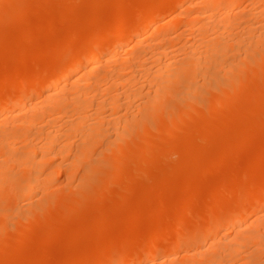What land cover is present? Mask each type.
<instances>
[{"label": "rangeland", "instance_id": "1", "mask_svg": "<svg viewBox=\"0 0 264 264\" xmlns=\"http://www.w3.org/2000/svg\"><path fill=\"white\" fill-rule=\"evenodd\" d=\"M202 1L176 0V3L166 6L167 0H0V98L31 86L37 79L56 70L72 54L81 53L92 40L108 32L106 30L132 22L143 11L140 12L142 5V9L152 6L155 10L160 8V16L144 30L130 35L126 39L124 50L118 53L120 57L117 55L119 61L108 65L103 63L102 70L99 69L100 75L110 71L115 74L116 69L123 65L122 61L127 64L123 59L126 55L129 56L132 45L142 46L147 39L151 42L163 27L162 33L170 32L168 34L172 39L175 36L171 40L173 42L163 48H169V52L172 50L169 54L175 56L174 66L180 67L177 69V66L172 65V68L179 70L177 75L180 78L170 76V79L163 81L164 88L159 90V94L153 93L155 89L151 90L153 86L147 85L145 77V80L141 77L146 83L144 87L140 76L136 75L141 81L138 80L137 85L133 82V79L137 82V78L133 76L131 79L135 84L132 83L129 87L132 85V88H139L142 85L141 90L145 92L133 102L131 108L134 107L135 113L130 111L131 105L122 109L120 107L121 113L120 110L115 111L110 109L113 107L106 106L107 109L101 114L107 120L101 121V114V119L95 118L94 122L101 121L97 126L98 130H95L97 127L94 130L90 128L93 126V114L89 113L88 108V114L91 115L87 116L90 120L86 119L87 116L83 119L90 124L87 123L89 126H86L83 123L85 128L89 127L87 130L83 127L84 131L66 129L70 126L55 119L57 114H49L48 118L45 115L43 119L39 112L34 114L38 118L35 124L37 127L28 128L21 124L26 112L19 115L14 123H2V128L10 133L13 129V132L21 133L32 130L29 132L32 135L37 130L42 135L44 130L39 129L41 124H47L48 131L50 124H53L50 125L52 128L54 126L52 130H57L59 126L55 125L60 122L63 131L60 127L59 131L67 132V136L71 137L62 139L63 143H57L63 146L68 141L70 145L67 144L66 149L70 151L65 152L63 157L47 159L43 163L44 169L42 166L40 171L41 184L33 187L25 196L20 193L19 188L23 186L31 170L15 169L6 172L14 175L12 178L9 175V182L0 185V264H109L123 253L126 255L123 259L125 261L117 264H189L195 263L194 261L199 263L200 260V264H264V248H261L264 247V217L261 216L264 211L255 203L256 199L264 198V34H258L262 40L255 35V32H261L260 29L264 30V13L256 12V15H262L259 16L262 19L256 18L257 16L253 19L255 7L252 5L258 0H240L237 1L238 4L222 9L223 13L229 14H224L225 17L231 18L227 17L226 22L223 17V22L217 26L220 28H217L219 32L217 29L208 34L205 33L207 30L203 32L200 29L199 32L197 27L202 26L206 20L201 18L202 23L196 18H188L175 20L166 27L165 23L174 15H195L200 10ZM259 1L261 4L256 3L258 9L264 10V1ZM248 10L253 13L252 16ZM229 19L232 20L229 22ZM206 22L208 23V19ZM252 26L261 28L255 31ZM248 27L255 31L252 33L255 40L251 35L247 39L248 33L252 32ZM241 30L250 32L245 35ZM220 31L233 36L239 31L238 34L245 35L246 42H255L247 45L243 42L244 45L242 43L233 46L234 48L226 46L223 41L224 45H219V40L216 39L219 37L216 35L220 36ZM202 32L210 39H203ZM197 39L198 46L201 45L199 48L202 47L201 54H210L203 50L209 41L210 45L206 46L208 49H218L214 52L216 63L212 65L202 62L200 68L203 70H199L190 80L189 76L188 79L186 77V71H183L185 61L182 60L186 56L189 59L190 51L198 49V46L195 47ZM191 44L195 46L190 47ZM186 49L190 50L187 54L184 51ZM233 49L236 55L238 53L234 58ZM155 51L159 52L157 49ZM196 52L198 55L199 52ZM146 53L142 59L150 58V64L159 65L170 61L167 58L163 60L165 52L158 54L163 58L159 56L158 60L155 59L159 63L152 61L151 51ZM166 53L165 56L168 55ZM251 61L253 64L249 63ZM187 65L188 63L185 67ZM174 68L173 73L177 71ZM40 90L36 86L29 91V95L34 98ZM152 95H157L156 99ZM104 97L106 95L103 94L102 99L97 97V100H103ZM142 97L151 99L153 105H150L148 99V102L144 98L142 101ZM90 110L95 112L94 107ZM70 111L64 116V120L78 118L79 112ZM113 112L116 116L124 113L122 116L129 117L126 121H120V125L113 122L119 127L126 124V127L122 125L120 129L116 126L119 132L114 131L115 133L111 130L114 126L111 125L112 119L116 117ZM3 114L5 115L2 112L1 115L4 116ZM27 116L29 118L30 115ZM130 117L133 119L129 120ZM50 118L58 122L48 125L47 120ZM42 120L45 123H41ZM16 126H21L19 129L22 131ZM68 131L72 132L69 134ZM80 132L83 134L80 135ZM85 132L88 135L85 134L87 137L84 138L82 135ZM40 141L39 139L38 142ZM26 143L22 138L16 141L17 149L20 148L18 152L22 149L25 151ZM51 170H54L53 176L49 173ZM47 173L51 177L45 180ZM43 180L45 181L42 183ZM239 208L243 209L242 213L244 211L239 216L244 221L240 229L234 227V223L224 221ZM258 217L261 218L260 222ZM7 223L8 226L5 227L3 224ZM243 227L245 228L242 229ZM218 246L226 253L227 248H234L224 256L225 259L220 257L222 249ZM197 251L204 256L198 255L199 253L196 256L194 253ZM106 260L109 262H105Z\"/></svg>", "mask_w": 264, "mask_h": 264}, {"label": "bare ground", "instance_id": "2", "mask_svg": "<svg viewBox=\"0 0 264 264\" xmlns=\"http://www.w3.org/2000/svg\"><path fill=\"white\" fill-rule=\"evenodd\" d=\"M72 1V0H71ZM176 0H167V2H166V6H168L169 4H172V2H175ZM237 1L239 2L240 0H203L202 2H200V10L198 11L197 10V12H196V14L195 15H193L192 17L190 16H188L187 14L185 15H183V14H179V15H174L172 18H170V20L168 19V21L165 23V25H166V27L167 26H170L171 25V23L173 22V21H175V20H182V19H185V20H188V18L189 19H198V21L200 20V18L201 19H206V20H204V22H203V25L201 26V25H199L197 28H198V31L201 29V30H203V32L205 31V30H207V31H205V33H207L208 34V32H211V31H213V30H216L217 28L218 29H220L219 27H217V26H219L218 24H220V22H223V17L225 18L224 19V21L226 20V22H228L227 21V17H230V16H227V17H225L226 15H224V14H227V15H229L228 13H223L222 11V9H225V8H228L230 5H235V3H237ZM249 1H252V0H249ZM254 1V0H253ZM261 1H264V0H261ZM178 2V1H177ZM256 3H257V5L259 4L258 2H260L259 0H258V2L257 1H255ZM176 3V2H175ZM194 3V2H193ZM254 3V2H253ZM256 3H255V5H252L253 7H255V8H253V13L252 12H250L249 10H251L252 8H250L249 10H248V13H250V15L252 16V14H253V19H254V16H257L256 18H259V16L262 14V11H263V13H264V10H259L258 8V6L256 5ZM12 4V3H11ZM164 4V3H163ZM238 4V3H237ZM260 4H261V2H260ZM162 5V4H161ZM202 6V7H201ZM257 6V7H256ZM117 7V6H116ZM135 7V6H134ZM165 7V6H164ZM199 7V6H198ZM52 8V7H51ZM142 8H143V5H142ZM141 8V10H140V12L141 13H139L140 15H138V16H136V18L135 19H133L132 20V22H130V23H128V24H122L121 26L120 25H117L116 26V28H114V29H112V30H106V31H108V32H106V33H103V34H101V36H98V38L96 37L95 39H94V41L92 42H90L91 44L89 45V46H86V49L84 50V51H82L81 50V53H76V54H72V56L70 57V58H68L66 61H64L62 64H61V66L59 67V68H57L56 70H54V71H51V72H49V73H47V75L45 74V76H42L40 79H37L31 86H28V87H24V88H22V89H20L18 92H14L13 94H11V95H9L8 94V96H6V97H1L0 98V115H1V113L3 112V113H5V115L4 116H0L1 118H0V143H2L1 145H0V150H1V153H0V155H2L1 157H2V159L0 160L1 162H0V185H3V183L5 182V183H7V182H9V179H10V177H9V175L11 176V178H12V176L14 175L13 173H9V174H7L6 172L7 171H15V169H24V170H26V169H28V170H31V174L29 175L28 174V178L27 179H25V182L23 183V186L21 187V188H19L20 189V193L21 194H23V196H25L29 191H31V189H33V187H35V186H38L39 184H41L40 183V171H41V168H42V166H43V168L42 169H44V165H43V163L48 159V160H51V159H53V158H56V157H63V155L65 156L66 155V153H67V151H70V150H67L66 148H67V144H68V146L70 145L69 144V142L67 143H65L66 145H63L62 146V144H57L58 142H62L63 140L62 139H68V138H70L69 136H67L68 135V133L66 132H62L63 131V129H62V127H61V123H68V125L70 126V128H66V129H73V130H82V131H84V130H87V128H89V127H87V128H85L84 127V124L83 123H86V126H89L88 124H90V123H88V121L90 120V119H88L89 117H90V115L91 114H93V122L94 121H96V119H101V116H100V114L102 113V111L104 110H106L107 109V107H113V108H110V109H112V110H115V111H119L120 110V113H121V109H122V107H128L129 105H131L130 107H129V109L132 107V105H133V102H135V100L136 99H138V98H140L141 97V95L143 96V94H145V92L143 93V91L141 90L142 88H143V86L142 85H144V87H145V82L143 81V79L145 80V78H146V80L145 81H148L147 82V85H149L150 87H152L153 86V88L151 89V90H153L154 91V89H155V92H153V93H158L159 92V90L163 87V81H165L166 79H170V76H172V77H174V79H176V76L178 77V78H180L177 74H179V70H177L178 68L180 69V67H178L177 65V67L176 66H174L175 64H176V61H174V60H176V59H174L173 57H175V56H171V54H169V53H171L172 52V50H171V52H169V51H167L169 48H167L166 50H164L165 48H163V47H167L166 45L167 44H171L173 41H171V40H173L174 38H175V36H173L174 38L172 39V36L170 35V34H168V33H170V32H165V33H162L163 32V28H165V27H163L162 29H161V31H160V33L159 32H157V34H155L154 36H156L155 38H153V39H151V42H149L148 40L149 39H147V41L145 42V41H143V43L144 44H146V45H144V44H142V46H137V45H132L133 47H132V49H131V52L128 54L129 56H127L126 54H123V55H126V58H124L123 60H125V62L127 63V64H125L124 63V61H122V66L121 67H124V68H121L120 66L116 69V72H115V74H113L110 70H108V71H110L112 74H109L110 72H108V71H105V72H108V73H104V75L102 76V75H100L101 73H99L100 71H99V69L100 70H102V64L103 63H105V64H103V65H108V64H110V62L112 63V62H118L119 61V59H117V57L119 56L118 55V53H120V51H122V50H124V48H125V45H126V39L130 36V35H132V34H136L139 30H141V29H143L144 30V28L147 26V25H149L152 21H155L154 19H156L157 17H159L160 16V14H159V11L158 10H155L154 8H153V6H152V8H144V9H142ZM156 8V7H155ZM256 8H257V10H256ZM262 8V7H261ZM247 9H248V7H247ZM254 9L256 10L255 12H254ZM164 10V9H163ZM227 10V9H226ZM239 10V9H238ZM252 11V10H251ZM90 12V11H89ZM161 12V11H160ZM182 12V11H181ZM227 12H229V11H227ZM231 12V11H230ZM241 12V11H240ZM247 12V11H246ZM256 12H261V14H257L256 15ZM222 13H223V16H222ZM237 13V12H236ZM243 13V12H242ZM252 13V14H251ZM92 14V13H91ZM172 14V13H171ZM237 14H240V15H242L241 13H237ZM121 15V14H120ZM244 15V14H243ZM249 15V16H250ZM235 16V15H234ZM246 16H247V14H246ZM262 16V15H261ZM241 17V16H240ZM231 18V17H230ZM243 18V17H242ZM195 19V20H196ZM207 19H208V23L206 22L207 21ZM238 19H240V18H238ZM259 19H262V17L261 18H259ZM232 19H229V22L231 21ZM256 21V20H255ZM262 21V20H261ZM200 22H201V20H200ZM205 22L207 23V24H205ZM251 22H253V20L251 21ZM250 22V23H251ZM262 22H264V21H262ZM185 23V22H184ZM197 23H199V22H197ZM202 23V22H201ZM232 24H234L233 22H231ZM236 23H238V22H236ZM255 23V22H254ZM257 23V22H256ZM261 23V22H260ZM155 24V23H154ZM186 24H188V21H186ZM225 24V23H224ZM242 24H244V23H242ZM189 25V24H188ZM237 25V24H236ZM235 25V26H236ZM238 25H239V23H238ZM253 25V24H252ZM260 25V24H259ZM262 25V24H261ZM190 26V25H189ZM221 26V25H220ZM245 26V25H244ZM114 27V26H113ZM201 27V28H200ZM234 27V26H233ZM247 27V26H246ZM253 27V29L255 30L256 29V27H254V26H252ZM252 27H248V29L250 30ZM264 27V24H263V26H262V29H264L263 28ZM185 28V27H184ZM259 28H261V26L259 27ZM259 28H257L258 30H259ZM181 29V28H180ZM217 29V31L219 32V30ZM256 29V30H257ZM88 30V29H87ZM147 30V29H146ZM174 30V29H173ZM245 30V29H244ZM244 30H241V32L242 33H244L245 35L248 33V32H250V31H252V32H250V33H248V35H247V39H250V37L252 36L253 37V32H255V31H253V30H250V31H247V33L244 31ZM172 31V30H171ZM230 31V30H229ZM244 31V32H243ZM260 31L262 32H258L257 31V33L255 32V35L257 34V36L256 37H258V38H260V36L258 35L259 33H260V35H262V34H264L263 32H264V30L262 31L261 29H260ZM105 32V31H104ZM199 32H201V31H199ZM202 32V33H203ZM218 32H213L214 34H216V33H218ZM222 31H220V33H219V35L220 36H217L216 35V37H219V39L218 38H216L217 39V41H218V43H220L219 45H222L221 43H225V45L227 46V45H229V46H239L240 44H242L243 42L245 43L246 41H247V39H245V35L243 34H238V32L239 31H237L236 32V34H235V32H234V36H233V34H230V35H232V36H230L229 35V33H228V35L230 36H228V35H226L225 34V31H224V34H222L221 33ZM162 33V34H161ZM198 33V32H197ZM205 33H203L204 34V36H203V39H206V38H204V37H207V36H205V35H207V34H205ZM213 34V35H214ZM223 36H222V35ZM170 35V36H169ZM199 35H202V34H199ZM210 35H212V34H210ZM224 35H226V37L224 36ZM236 35H239V36H236ZM251 35V36H250ZM153 36V35H152ZM153 36V37H154ZM196 36H198V34H196ZM195 36V37H196ZM249 36V37H248ZM209 37V36H208ZM207 37V38H208ZM256 37L254 38L253 37V39L255 40L256 39ZM262 37V36H261ZM202 38V37H201ZM264 38V37H263ZM195 39V38H194ZM199 39V38H198ZM198 39L196 40V42H195V40L193 41V43L195 42L196 44L198 43ZM202 39V40H203ZM208 39H210V38H208ZM254 40H252L253 41V43H248V42H246V45H247V43L248 44H254ZM260 40H262L261 38H260ZM191 41V43H192V40H190ZM206 41V40H205ZM221 41H223V42H221ZM249 41H251V40H249ZM256 41H258V40H256ZM201 42V41H200ZM206 42H208V41H206ZM194 43V44H195ZM204 43V42H203ZM224 43H223V45H224ZM244 43H243V45H244ZM128 44V43H127ZM193 44V45H194ZM195 44V45H196ZM202 44V43H201ZM208 44L210 45V41L207 43V45L205 44H203L204 45V47H203V50H207L208 51V53L210 52V54H207V52H205V53H202L203 55H205V56H203L202 54H201V52L202 51H200V50H202V47L201 48H199L201 45H199L198 46V44L195 46V47H197L198 49H193L194 51H190L191 53H190V57H189V59H187L188 57L186 56V58L184 59V60H182V61H185L184 63V68H185V70H183L184 68H182V66H181V68H182V70L183 71H186L185 72V74H186V77L187 76H189V79L191 78V77H193L196 73H198V71L199 70H203L202 68H200L203 64H202V62L203 63H205L204 61H206V63L208 62V63H210V64H214V63H216L215 61H216V56H215V54H214V52H216L218 49L217 48H213V49H208L206 46H208ZM129 45V44H128ZM190 45V44H189ZM188 45V46H189ZM192 44H191V46L190 47H192L193 46ZM212 45V44H211ZM214 45V44H213ZM264 44H262V46H263ZM187 45H186V47H188ZM216 46V45H215ZM225 46V47H226ZM228 46V47H229ZM250 46V45H249ZM253 46V45H252ZM128 47V46H127ZM169 47V46H168ZM195 47H193V48H195ZM211 47V46H210ZM163 48V49H162ZM221 48H222V46H221ZM234 48V47H233ZM253 48V47H252ZM130 49V48H129ZM128 49V50H129ZM154 49V50H153ZM159 50V52H157V51H155V50ZM182 49V48H181ZM191 49V48H190ZM225 49V48H224ZM128 50H127V52H128ZM177 50V49H176ZM187 50V49H186ZM186 50H184L185 52H186V54H187V52H189L188 50L186 51ZM196 50L199 52V54L198 55H196ZM220 50V49H219ZM235 50H236V48H235ZM235 50L233 49V53H235ZM147 51H151V58H153L152 59V61L154 62V60L157 58V60L159 59L158 57L159 56H161V55H158L159 53L161 54V52H168V53H166V55L167 56H169V57H167V56H165V53H163V56H164V58H163V56H161V58H163V60L165 59V58H167V59H169L170 61H172L171 59L173 58V61L175 62H173L172 61V63H170V61H161V62H163V63H160L159 65H157V64H154V63H152V64H150V62L149 61H151V60H149L148 61V59H150V58H147V60H144V59H142V57L143 56H145V55H147ZM261 51V50H260ZM126 52V53H127ZM180 52V51H179ZM184 52V53H185ZM204 52V51H203ZM221 52V51H220ZM222 52H223V49H222ZM221 52V53H222ZM229 52V51H228ZM230 52H232L231 51V49H230ZM5 53V52H4ZM122 54V53H121ZM120 54V55H121ZM173 54V53H172ZM181 54V53H180ZM185 54V55H186ZM189 54V53H188ZM211 54H212V56H211ZM220 54V53H219ZM226 55L228 54V53H225ZM232 54V53H231ZM241 54V53H240ZM245 54V53H244ZM118 55V56H117ZM176 55V54H175ZM200 55H202L203 56V61H202V56H200ZM217 55V54H216ZM226 55H225V57H226ZM237 55H238V53H237ZM236 55V53L234 54V55H232L233 56V58H234V56L236 57L237 56ZM243 55V54H242ZM259 55V54H258ZM257 55V58L259 57ZM20 56V55H19ZM189 56V55H188ZM249 56V55H248ZM7 57V56H6ZM120 57V56H119ZM122 57V56H121ZM125 57V56H124ZM147 57H149V56H147ZM170 57H172L171 59H170ZM240 57V56H239ZM178 58V57H177ZM166 59V60H167ZM241 59V58H240ZM157 60H155V62L157 61ZM187 60V61H186ZM229 60H230V58H229ZM232 60V59H231ZM21 61V60H20ZM244 61H246V60H244ZM148 62V63H147ZM238 62V61H237ZM247 62V61H246ZM115 63H113V65H115L116 66V64ZM156 63H159L158 61L156 62ZM174 63V64H173ZM181 63V62H180ZM188 63V65L185 67V65ZM205 63V64H206ZM235 63V62H234ZM240 63V62H239ZM248 63V62H247ZM249 63H252V61L251 62H249ZM178 64H179V62H178ZM202 64V65H201ZM210 64H209V66H210ZM217 64L219 65V63L217 62ZM226 64H228V63H226ZM253 64V63H252ZM125 65V66H124ZM127 65V66H126ZM152 65H154V67L152 66ZM172 65L174 66V67H176V68H174V69H176L177 71H175L174 73H173V68H172ZM180 65H183V64H180ZM215 65V64H214ZM157 66V67H156ZM223 66V65H222ZM239 66H241V65H239ZM17 67V66H16ZM107 67H109V66H107ZM189 67V68H188ZM213 67V66H212ZM224 67V66H223ZM222 67V68H223ZM231 67V66H230ZM238 67V66H237ZM116 68V67H115ZM115 68H113L114 69V71H115ZM213 68H215V67H213ZM243 68H245V67H243ZM113 69H112V71H113ZM127 69V70H126ZM233 69V67H231V70ZM106 70V69H105ZM181 70V71H182ZM191 70V71H190ZM205 70V69H204ZM211 70V69H210ZM233 71H234V69H233ZM80 72V73H79ZM178 72V73H177ZM189 72H191V73H189ZM205 72V71H204ZM207 72V71H206ZM173 73V74H172ZM175 73H176V75H175ZM210 73V72H209ZM96 74H98V75H96ZM188 74V75H187ZM243 74V73H242ZM136 75H139L140 76V80L141 81H143V82H141L138 78H137V76ZM203 75H205L204 73H203ZM213 75V74H212ZM227 75V74H226ZM133 76H136V78H137V82H136V80L135 79H133V82L135 81V83H136V85H137V83H138V80L142 83V85L141 86H138L139 88H134V87H136V86H133V88H132V85H131V88L129 87L130 86V84H132L133 82H132V79L131 78H133ZM20 77V76H19ZM142 77V78H141ZM145 77V78H144ZM255 77V76H254ZM135 78V77H134ZM208 78V77H207ZM187 79H188V77H187ZM198 79H199V77H198ZM191 80V79H190ZM219 80V79H218ZM103 81H105V83H103ZM139 82V83H140ZM182 82V81H181ZM204 82V81H203ZM208 82V81H207ZM212 82V81H211ZM237 82V81H236ZM135 83H133V84H135ZM149 83V84H148ZM167 83V82H166ZM205 83V82H204ZM168 84V83H167ZM215 84V83H214ZM213 84V85H214ZM188 85V84H187ZM245 86H246V84H244ZM36 86H38V88H40L41 90L37 93V95H36V97L34 96V98H33V96H31V95H29V91L30 90H33V88H35ZM225 86V85H224ZM148 87V86H147ZM155 87V88H154ZM223 87V86H222ZM164 88V87H163ZM188 88V87H187ZM216 88V87H215ZM226 88V87H225ZM148 89V88H147ZM218 89V88H217ZM144 90V89H143ZM181 90V89H180ZM183 90V89H182ZM188 90H189V88H188ZM142 91V92H141ZM162 91H164V90H162ZM190 91V90H189ZM150 92V91H149ZM181 92L182 91H180V95H181ZM191 92H192V90H191ZM190 92V93H191ZM141 93H143V94H141ZM100 94H101V96H100ZM106 95V97H104L103 98V100H100L99 98H98V100H97V97H102V95ZM141 94V95H140ZM148 94H150V93H148ZM152 94V93H151ZM150 94V95H151ZM159 94V93H158ZM162 95V94H161ZM182 95H184V94H182ZM206 95V94H205ZM31 96V97H30ZM139 96V97H138ZM147 96V95H146ZM153 96V95H152ZM163 96V95H162ZM156 97H157V95L155 96H153V98L154 99H156ZM186 97V96H185ZM136 98V99H135ZM143 98L144 97H142V101H143ZM102 99V98H101ZM146 99H148L149 100V98H146ZM145 98H144V100H146ZM140 100V99H139ZM138 101V100H137ZM141 101V103H143ZM155 101H157V100H155ZM132 102V104H130ZM146 102H148L147 100H146ZM146 102H144V103H146ZM208 102V101H207ZM137 103V102H136ZM140 103V104H141ZM143 103V104H144ZM149 103H150V105H153L152 103H153V101L150 99L149 100ZM128 105V106H127ZM135 105V104H134ZM157 105V104H156ZM202 105V104H201ZM107 106V107H106ZM143 106V105H142ZM145 106H146V104H145ZM144 106V107H145ZM4 107H6V108H4ZM91 107H92V109H93V107H94V111L95 112H93V110H90L91 109ZM121 107V109H119ZM136 107V106H135ZM138 107H140L139 105H138ZM137 107V108H138ZM150 107V106H149ZM198 107H199V105H198ZM89 109V113H91L90 115L88 114V109ZM143 108V107H142ZM133 109H134V107H133ZM132 108L130 109V111H132L133 110ZM141 109V108H140ZM70 110H72V111H76L77 113L79 112L80 113V115H79V113H78V118H75L74 120H73V118L71 119L72 121H68V120H70V119H68V120H64L63 118H64V116H66V114L68 113L69 114V112H71ZM111 110V111H112ZM149 110H150V108H149ZM104 111H103V113H104ZM23 112H26L27 113V115L29 114L30 116H29V118H26V117H28L27 115H26V113H25V115H24V120H22L21 122V124L23 125V126H27L28 128L29 127H32V126H35V124H37L36 122H37V119L38 118H36V116L34 115V114H37L38 112L41 114V117L43 118V116H47V118L49 117V114H57V116H56V118L55 119H57V120H62L61 121V123L60 122H58V121H54V120H52L51 118H50V120H47L48 121V125L52 122V123H56V122H58V123H56V127L57 126H59L60 128H61V130L62 131H59L60 130V128L59 127H57V130H52V129H54V126H53V128H52V126H50V125H53V124H50L49 125V127H50V129L47 131V129H48V126H44V125H40V127H39V129H42V131L44 130V131H46V132H41L42 133V135L39 133V131H37L39 134H40V137L37 135V133H36V131L35 132H33V134H34V136H33V134L31 135L30 133H31V131H25V132H23L21 129H19V127H21V126H19V127H17L20 131H22V133L21 132H18V131H16V132H13V130H11L12 132L10 133L9 132V130H6V129H4V128H2V123L3 124H5V123H10L11 121L14 123L17 119V117L19 116V115H22V114H24ZM93 112V113H92ZM129 112V111H128ZM133 112H134V110H133ZM73 113V112H72ZM106 113V112H105ZM113 113H115V112H113ZM117 114V116H116V113H115V118L113 117V119H112V123L114 122L115 124H118V125H120L122 122H120V121H126L128 118H126L127 116L126 115H124L125 116V118L126 119H124V116H122L121 114ZM135 113V112H134ZM145 113V112H144ZM31 114H33V117H32V115ZM67 114V115H68ZM87 114H88V116H87ZM110 114V113H109ZM127 114V113H126ZM143 114V113H142ZM94 115H95V117H94ZM102 115V114H101ZM112 115V114H111ZM136 115V114H135ZM87 116V117H86ZM103 116V115H102ZM112 116H114V115H112ZM112 116H111V118H112ZM20 117V116H19ZM50 117H52V116H50ZM68 117H70V116H68ZM72 117V116H71ZM74 117H76V116H74ZM84 117H86V119L88 120L87 122H86V120L85 119H83ZM91 117V118H92ZM104 117V118H103ZM102 117V119H101V121H106L107 119L105 118V116H103ZM143 117V116H142ZM53 118V117H52ZM96 118V119H95ZM110 118V119H111ZM19 119V118H18ZM39 119H40V117H39ZM44 119V118H43ZM95 119V120H94ZM132 119H133V117H132ZM131 119V117H130V119L129 120H132ZM52 120V121H51ZM46 121V122H47ZM65 121V122H64ZM68 121V122H67ZM101 121H99L98 120V123H96V122H91V124L93 125L92 127H90L91 129H95V127H97V126H99L98 124L101 122ZM19 122H20V120H19ZM43 122V120L41 121V123ZM43 123H45V122H43ZM88 123V124H87ZM106 123H108V122H106ZM111 123V125H114L113 126V128H111V130L113 131L112 133H115L114 131H118L117 130V128H119L120 129V127L122 126V125H124V127H126L125 125L126 124H122L120 127L119 126H117V125H115L114 123L112 124ZM40 124V123H39ZM110 124V123H109ZM132 124V123H131ZM67 125V126H68ZM41 126H44L43 128H45V129H43V128H41ZM91 126V125H90ZM116 126H117V128H116ZM128 126V125H127ZM35 127H37V126H35ZM55 127V128H56ZM84 127V130L82 129ZM23 128V127H22ZM100 128V127H99ZM104 128V127H103ZM129 128V127H128ZM135 128V127H134ZM23 129H25V127L23 128ZM116 129V130H115ZM88 130H90V129H88ZM95 130H98V127L95 129ZM104 130H105V128H104ZM122 130V129H121ZM6 131H8V132H6ZM77 131V132H78ZM28 132V133H27ZM30 132V133H29ZM69 132V134L72 132V131H68ZM88 132H90V131H88ZM95 132V131H94ZM94 132H92V133H94ZM98 132V131H97ZM107 132V131H106ZM105 132V133H106ZM119 132V131H118ZM117 132V133H118ZM120 132H123V131H120ZM76 132L74 131L73 132V134H75ZM99 133V132H98ZM97 133V134H98ZM102 133H104V132H102ZM79 134V133H78ZM81 134H83V132H80V135ZM85 134L86 135H88L86 132L84 133V135H82L83 137L85 136ZM101 134V133H100ZM80 135H78V136H80ZM89 135H90V133H89ZM93 135V134H92ZM91 135V136H92ZM96 135V134H95ZM104 135V134H103ZM37 136H38V138H37ZM77 136V134L74 136V137H76ZM102 136V135H101ZM109 136V135H108ZM107 136V137H108ZM41 137H42V139H41ZM73 137V138H74ZM85 137H87V136H85ZM84 137V138H85ZM100 137V136H99ZM117 137H119V136H117ZM24 139L25 140V143L27 144V146L24 148L25 149V151L23 152V149L22 150H20L21 152H18V150L20 149V148H18L17 149V147H16V141L17 140H19V139ZM35 138L37 139V140H35ZM72 138V139H73ZM90 138H95V137H90ZM39 139L41 140L40 142H38L39 141ZM100 139V138H99ZM114 139V138H113ZM85 140V139H84ZM93 140V139H92ZM70 141V140H69ZM97 141V140H96ZM63 143V142H62ZM90 143V142H89ZM92 143V142H91ZM108 142H106V144H107ZM56 144L57 145H59V146H56ZM86 144V143H85ZM95 144V143H94ZM94 144H92V146L94 145ZM66 146V147H65ZM81 146H83L82 144H81ZM86 146V145H85ZM89 146H90V144H89ZM113 147V146H112ZM66 149V150H65ZM82 149V148H81ZM108 149V148H107ZM66 152V153H65ZM73 152V151H72ZM74 153V152H73ZM72 153V154H73ZM76 153V152H75ZM74 153V154H75ZM84 156V155H83ZM49 158H51V159H49ZM82 158V157H81ZM83 159V158H82ZM72 160V159H71ZM74 163H75V160L73 161ZM103 162H104V160H103ZM189 163V162H188ZM47 165V164H46ZM69 166H71V165H69ZM52 168V167H51ZM53 168H54V166H53ZM55 168H56V166H55ZM60 170V169H59ZM67 170V169H66ZM89 171V170H88ZM21 172V171H20ZM51 172V174L54 172V170L52 171H49V173ZM60 172V171H59ZM165 172V171H164ZM15 173V172H14ZM49 173H47V178H46V176H45V180L46 179H49V177H51L50 175H49ZM87 173V172H86ZM43 174H45V173H43ZM17 175V174H16ZM41 175H42V173H41ZM52 176H53V174H52ZM9 178V179H8ZM14 178V177H13ZM17 178H18V176H17ZM6 180H8V181H6ZM45 180H43L42 181V183L45 181ZM12 182V181H11ZM4 183V184H5ZM10 186V185H9ZM21 186V185H20ZM5 187V186H4ZM46 188V187H45ZM48 188V187H47ZM46 190V189H45ZM258 198V197H257ZM8 200V199H7ZM11 200H12V198H11ZM255 203L257 204V206L258 207H261V211L263 212L264 210V198H260V199H256L255 200ZM241 204V203H240ZM10 206V205H9ZM8 210V209H7ZM242 208H239V209H236L233 213H232V215L230 216V217H228V219H225L224 221H226V222H228V223H234V227L236 226V227H238L239 229L241 228V226L244 224V221L243 220H241L240 219V217L239 216H241V214H243L244 213V211H243V213H242ZM252 211V210H251ZM261 212V213H262ZM261 215V214H260ZM264 215V213H262V217H264L263 216ZM32 219V218H31ZM258 219H259V217H258ZM261 219V218H260ZM260 219H259V222H260ZM204 222H205V220H204ZM208 223V222H207ZM254 224V223H253ZM5 227L6 226H8V223L5 225V224H3ZM245 227H243L242 229H244ZM6 229V228H5ZM209 229V228H208ZM254 229V228H253ZM3 230V229H2ZM206 230H207V228H206ZM264 230V229H263ZM262 230V231H263ZM208 231V230H207ZM237 231V230H236ZM253 231H255V230H253ZM261 231V232H262ZM238 232H241V231H238ZM264 232V231H263ZM253 233V232H252ZM264 234V233H263ZM262 234V235H263ZM205 236V235H204ZM207 236V235H206ZM227 236H229V235H227ZM241 236V235H240ZM223 237V236H222ZM230 237V236H229ZM257 237H259V236H257ZM262 237H264V235L262 236ZM259 238H261V236L259 237ZM232 239V238H231ZM254 240V239H253ZM264 240V239H263ZM228 241V240H227ZM237 241V240H236ZM239 241V240H238ZM246 241H248V238L246 239ZM255 241V240H254ZM262 241V240H261ZM146 242V241H145ZM223 242V241H222ZM241 242V241H240ZM250 242V241H249ZM263 242V241H262ZM140 243V242H139ZM212 243V242H211ZM243 244V243H242ZM245 244V243H244ZM258 244H260V242L258 243ZM176 245H177V243H176ZM209 245V244H208ZM232 245H234V243L233 244H231V246ZM237 245V244H236ZM254 245V244H253ZM155 246V245H154ZM199 246V245H198ZM225 246H227V245H225ZM260 246H261V244H260ZM144 247V246H143ZM197 247V246H196ZM202 247V246H201ZM201 247H199V248H201ZM208 247V246H207ZM206 247V248H207ZM221 247H223V246H221ZM236 247H238V246H236ZM245 247V246H244ZM247 247V246H246ZM146 248V247H145ZM151 248H153V247H151ZM218 248H220L219 246H218ZM231 248V247H230ZM233 248L234 247H232L231 249H228L227 248V253H226V251L224 250V249H222V248H220V249H222L221 251H222V253H221V256L220 257H222L223 256V258H225L224 256L226 255V254H228V253H231L230 251H232L233 250ZM240 248V247H239ZM238 248V249H239ZM261 248H264V247H261ZM144 249V248H143ZM143 249H142V251H143ZM202 249V248H201ZM207 250V249H206ZM219 250V249H218ZM237 251V250H236ZM254 251V250H253ZM201 252H203V251H201ZM208 252H210V251H208ZM147 253V252H146ZM169 253H172V251L171 252H169ZM199 252L197 251V253H194L196 256H198V255H201V253H199ZM189 254V253H188ZM191 254V253H190ZM198 254V255H197ZM203 254V253H202ZM252 254H254V253H252ZM172 255V254H171ZM175 255V254H174ZM193 255V254H192ZM201 256H204V254L203 255H201ZM228 256V255H227ZM231 256H233V255H231ZM168 257V256H167ZM214 257H216V256H214ZM219 257V256H218ZM250 257V256H249ZM124 258H126V255H125V253H123V254H121L120 256H119V258H117V259H113L112 261H108L109 262V264H117V262L119 263L120 261H125V260H123ZM197 258V257H196ZM203 258V257H202ZM217 258V257H216ZM168 259V258H167ZM194 259V258H193ZM218 259H220V258H218ZM226 259V258H225ZM257 259V258H256ZM254 260L255 262H257V260ZM176 260V259H175ZM197 260H199V259H197ZM214 260V259H213ZM212 260V261H213ZM221 260V259H220ZM194 261V260H193ZM203 261H205V260H203ZM253 261V260H252ZM105 262H107V260L105 261ZM107 262V263H108ZM195 263H190L189 262V264H200V262H201V260L199 261V263H198V261H194ZM215 262V261H214ZM184 263H186V262H184ZM232 263V262H231ZM250 263H252V264H254V262H250ZM102 264H104V263H102ZM123 264V263H122ZM143 264V263H142ZM219 264V263H218ZM246 264V263H245Z\"/></svg>", "mask_w": 264, "mask_h": 264}]
</instances>
